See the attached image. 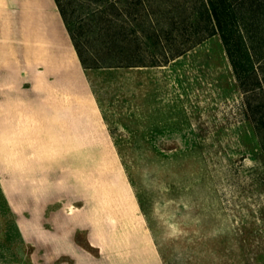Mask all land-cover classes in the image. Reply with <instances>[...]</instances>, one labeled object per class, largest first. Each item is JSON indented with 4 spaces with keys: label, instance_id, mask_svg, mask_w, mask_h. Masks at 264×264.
<instances>
[{
    "label": "rangeland",
    "instance_id": "1",
    "mask_svg": "<svg viewBox=\"0 0 264 264\" xmlns=\"http://www.w3.org/2000/svg\"><path fill=\"white\" fill-rule=\"evenodd\" d=\"M256 40L246 79L219 34L161 65L90 68L76 49H37L33 80L0 90V236L24 242L0 245V264H43L27 237L45 228L89 248L105 226L164 264H264Z\"/></svg>",
    "mask_w": 264,
    "mask_h": 264
},
{
    "label": "trees",
    "instance_id": "2",
    "mask_svg": "<svg viewBox=\"0 0 264 264\" xmlns=\"http://www.w3.org/2000/svg\"><path fill=\"white\" fill-rule=\"evenodd\" d=\"M55 1L84 67L166 64L219 34L235 75L257 73L264 0Z\"/></svg>",
    "mask_w": 264,
    "mask_h": 264
},
{
    "label": "crops",
    "instance_id": "3",
    "mask_svg": "<svg viewBox=\"0 0 264 264\" xmlns=\"http://www.w3.org/2000/svg\"><path fill=\"white\" fill-rule=\"evenodd\" d=\"M48 46L61 52L70 49L76 60L75 46L55 0H0V90L18 89L21 77L32 81L37 65L35 51ZM38 57L41 65L51 60L47 53ZM20 228L16 229L18 235ZM45 230L38 239L27 237V244L36 249L44 245L40 258L32 256L43 264H164L156 252L141 253L140 245L110 236L113 229L109 226L93 231L97 236L91 237L89 248L70 237L68 228ZM5 242L0 236V245H24L22 238Z\"/></svg>",
    "mask_w": 264,
    "mask_h": 264
}]
</instances>
